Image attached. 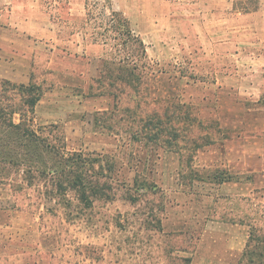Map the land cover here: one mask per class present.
Returning a JSON list of instances; mask_svg holds the SVG:
<instances>
[{
    "label": "rangeland",
    "instance_id": "1",
    "mask_svg": "<svg viewBox=\"0 0 264 264\" xmlns=\"http://www.w3.org/2000/svg\"><path fill=\"white\" fill-rule=\"evenodd\" d=\"M82 1V31L88 40L105 41L113 63L77 82L76 75L63 72L32 74V84H40L42 90L41 103L32 111L25 101L33 93L4 83L8 79V56L2 51L8 47L0 43V127L8 130L10 109L21 106L26 118L33 117L28 128L35 130L40 143L51 146L50 151L44 147L42 152L48 170L57 169L56 174L52 170L41 174L33 167L29 184L22 177L25 167L14 171L0 163L6 168L1 170L3 174L10 171L8 178L19 194L20 207L39 214L46 248L28 256L37 257V264H174L177 257L168 253L179 247L180 241L171 234L150 235V227L158 230V224L148 213L161 199L158 189L140 188L143 180L161 184L162 191L171 190L174 183L178 184L185 161L183 152L189 154L190 170L196 168V159L202 165H212L218 158L213 151L219 145L230 139L233 144H244L240 137L245 136L243 123L212 118L213 102L221 96L220 90L203 83L196 55L149 59L142 55L137 42L128 40L133 50L129 57L128 49L120 45L117 21H108V1L81 0L79 4ZM241 96L237 93L236 97ZM177 116L181 131L176 136L164 133L166 126L173 131ZM219 126L229 129H223L227 136L218 135ZM19 151L22 155L25 148ZM240 165L233 163L232 170L242 172ZM173 192L165 199L178 198ZM208 203L198 202L204 209ZM191 205L188 199L181 204L184 218L190 214ZM177 208L166 204L170 216L165 228H173V215L180 214ZM261 210L260 216H254L246 253L237 255L234 264H264V207ZM189 235L187 244L194 241ZM199 238L204 240L207 235ZM182 250L188 254L196 251Z\"/></svg>",
    "mask_w": 264,
    "mask_h": 264
},
{
    "label": "crops",
    "instance_id": "2",
    "mask_svg": "<svg viewBox=\"0 0 264 264\" xmlns=\"http://www.w3.org/2000/svg\"><path fill=\"white\" fill-rule=\"evenodd\" d=\"M107 1L110 11H117L142 41L146 58L196 55L203 83L220 90L212 118L243 123L245 136L240 137L244 144H233L230 139L219 145L213 151L218 158L212 165H202L196 159L197 177L188 166L189 154L183 152L178 184L162 191L161 184L155 183L162 202L148 213L158 224V230L150 227L152 237L157 232L180 241L179 247L168 253L177 257L174 264H234V258L246 248L254 216H260L264 207V0ZM79 2L0 0V43L8 47L2 51L8 56V83L32 84L36 72L76 75L77 82L87 79L88 73L102 71L112 53L104 41L87 39L81 26L85 4ZM237 93L243 96L237 98ZM41 100L42 96L37 106ZM17 116H13L15 123L20 121ZM252 121L255 123L248 124ZM219 127L218 135L227 136L223 129H229ZM233 163H240L242 172L233 171ZM219 170L231 178L215 180ZM11 182L12 178H0V264H37L39 259L28 255L46 248L39 214L20 207ZM169 192L178 198L166 200ZM185 199L192 203L186 220L181 209ZM204 200L209 202L206 209L198 204ZM168 203L180 212L173 215L170 229L165 228L170 216ZM201 234L207 238L197 239ZM187 235L194 239L190 244ZM182 248L196 251L188 254Z\"/></svg>",
    "mask_w": 264,
    "mask_h": 264
},
{
    "label": "trees",
    "instance_id": "3",
    "mask_svg": "<svg viewBox=\"0 0 264 264\" xmlns=\"http://www.w3.org/2000/svg\"><path fill=\"white\" fill-rule=\"evenodd\" d=\"M117 21V26L116 28L121 29V31L117 34L119 35L118 38L120 40V45L122 49H128L126 51V54L129 57H132L133 55V50L131 51L130 46H128V40H133L138 43L140 48H142V55H145L144 51V45L142 41L135 35L132 34L128 24L126 21L121 17V15L114 10L110 11V15L108 18V21L112 20ZM105 42V41H104ZM130 50V51H129ZM113 63L112 60L104 62L103 65V70L104 68H107ZM5 84H8V86L11 87H17L21 88L22 90H29L33 94H29V98L25 101L27 104V107L32 111L34 109V106L37 104V102L40 100L42 96V92L39 86L35 84H29V85H14L8 83V81H4ZM28 91V92H29ZM23 108L21 106L14 105L10 109L8 113V130L7 127H3V129L0 127V163L5 162L7 164V169L8 167H11L14 171H18L21 167H25L23 171V179L26 180L29 184H31V174L35 172L33 167H36V172H40L41 174L46 173V172H51L54 171L56 174L57 169L53 167L52 169L47 168V161H45V158L42 156V152L45 149L48 148L50 151L51 146H44L40 141L38 140V137L36 136L35 130H32L28 128L29 123H32L33 117L31 119V116L27 117L24 116V113H22ZM15 114H18L20 116V121L18 123H15L13 121V116ZM176 121L173 124V131L172 127L168 128L166 126V129L164 130L166 134H170L172 132L174 136L181 131L182 128L179 127V123L181 121L180 116L176 117ZM192 121V120H191ZM178 122V123H177ZM177 123V124H176ZM7 130V131H6ZM157 137V134L155 135ZM24 147L25 151L22 153V155H30L32 159H25L24 156L20 154L19 148ZM35 146V147H34ZM38 146V148H37ZM29 147V148H28ZM39 147H42L43 149H40ZM37 148V149H36ZM34 158V159H33ZM5 166L1 167L0 166V178L2 177H8V173H2L5 170ZM2 170V172H1ZM6 176H2V174ZM52 174V175H53ZM191 174H189L190 176ZM210 175V172L208 173ZM193 174L191 175V177ZM198 173H195L193 177H197ZM202 176V175H200ZM215 180H223L224 178H231L229 175H226V173L223 170H219L215 173ZM143 184L141 185L140 188L143 189V191H146V188H151L155 190L156 184L155 182H150L147 179L143 180ZM249 241V239H248ZM248 246V242L246 245L245 250L242 252V255L246 253V249ZM260 256L263 255L262 252L259 254Z\"/></svg>",
    "mask_w": 264,
    "mask_h": 264
}]
</instances>
